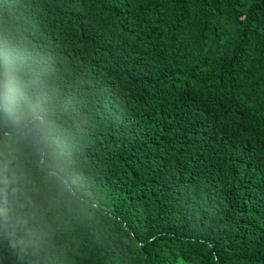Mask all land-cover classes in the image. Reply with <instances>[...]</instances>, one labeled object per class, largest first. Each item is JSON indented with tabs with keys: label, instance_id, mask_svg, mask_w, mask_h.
I'll use <instances>...</instances> for the list:
<instances>
[{
	"label": "trees",
	"instance_id": "16d2710c",
	"mask_svg": "<svg viewBox=\"0 0 264 264\" xmlns=\"http://www.w3.org/2000/svg\"><path fill=\"white\" fill-rule=\"evenodd\" d=\"M51 71L85 200L35 163L45 242L0 264H264V0H0Z\"/></svg>",
	"mask_w": 264,
	"mask_h": 264
},
{
	"label": "clouds",
	"instance_id": "9594fccd",
	"mask_svg": "<svg viewBox=\"0 0 264 264\" xmlns=\"http://www.w3.org/2000/svg\"><path fill=\"white\" fill-rule=\"evenodd\" d=\"M57 95L51 71L30 63L13 36L0 35V237L21 256L38 250L46 235L34 162L58 196L85 200Z\"/></svg>",
	"mask_w": 264,
	"mask_h": 264
}]
</instances>
